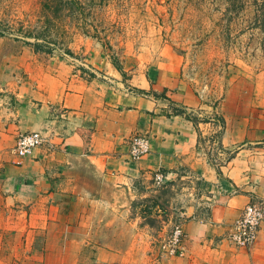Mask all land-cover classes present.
Instances as JSON below:
<instances>
[{"label":"crops","instance_id":"obj_1","mask_svg":"<svg viewBox=\"0 0 264 264\" xmlns=\"http://www.w3.org/2000/svg\"><path fill=\"white\" fill-rule=\"evenodd\" d=\"M80 53L0 52V214L21 236L42 238L43 264L116 262L127 249L113 241L115 225L130 220L158 169L179 189L171 203L185 215L181 264H264V218L250 246L224 238L248 202L264 210V78L248 96L231 86L206 101L182 78L177 54L169 75L124 78L102 48ZM23 131L44 141L19 156ZM212 132L220 164L202 142ZM135 133L148 151L130 161Z\"/></svg>","mask_w":264,"mask_h":264},{"label":"rangeland","instance_id":"obj_2","mask_svg":"<svg viewBox=\"0 0 264 264\" xmlns=\"http://www.w3.org/2000/svg\"><path fill=\"white\" fill-rule=\"evenodd\" d=\"M45 1L0 0L1 53L26 47L33 36L44 43L46 35L52 48L47 54L96 46L123 70L124 78L169 75L174 53L182 78L206 101L231 86L248 96V88L264 78V0H80L77 17L53 18L47 31ZM216 140L215 132L202 138L212 157L219 156ZM147 191L132 204L127 224L115 225L121 233L112 239L127 251L111 264H181L180 256L167 250L172 225L185 216L171 203L179 189L167 181L158 187L150 183ZM130 217L137 219L135 227ZM20 232L1 210L0 264H43L42 238Z\"/></svg>","mask_w":264,"mask_h":264},{"label":"built area","instance_id":"obj_3","mask_svg":"<svg viewBox=\"0 0 264 264\" xmlns=\"http://www.w3.org/2000/svg\"><path fill=\"white\" fill-rule=\"evenodd\" d=\"M218 123V120L212 119V124ZM44 141L39 131H23L16 136L13 151L19 156H25L40 146ZM215 142V140H214ZM217 142V140H216ZM127 157L130 161H136L148 151V137L143 133H135L128 140ZM219 156L213 157V160L220 164L223 163L224 152L219 149ZM169 180L168 173L161 169L153 172L152 184L154 186H163ZM264 218L262 206L256 202H248L241 210L237 219L232 221L226 227L224 238L237 248L250 246L256 239L260 223ZM183 218L179 215L177 221L171 227L169 237V247L171 255L183 256L185 254L184 231L182 228ZM164 249L166 244L163 245Z\"/></svg>","mask_w":264,"mask_h":264},{"label":"trees","instance_id":"obj_4","mask_svg":"<svg viewBox=\"0 0 264 264\" xmlns=\"http://www.w3.org/2000/svg\"><path fill=\"white\" fill-rule=\"evenodd\" d=\"M80 0H46L43 2L42 7L44 13H45V23H46V31L50 29V26L52 25L53 18L57 20H64L67 17L74 18L77 17V13L80 9ZM48 33V32H47ZM45 37V38H44ZM48 36H43V41L39 42V39L33 36V41H26V45L31 47L35 52H45L50 53L49 42L50 40H47ZM65 54H72V52L66 48L64 51ZM118 68V66H117ZM175 113L182 112L178 108H174Z\"/></svg>","mask_w":264,"mask_h":264}]
</instances>
